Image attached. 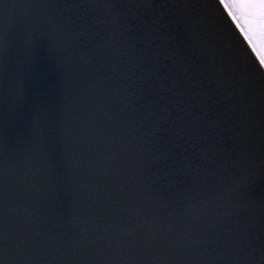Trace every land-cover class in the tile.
Masks as SVG:
<instances>
[{"label": "water", "instance_id": "1", "mask_svg": "<svg viewBox=\"0 0 264 264\" xmlns=\"http://www.w3.org/2000/svg\"><path fill=\"white\" fill-rule=\"evenodd\" d=\"M79 2L0 0V264H105L145 237L148 225L135 211L133 174L100 106L109 85L97 71L99 54L62 26L67 5ZM178 2L183 23L170 29L172 44L198 57L201 70L213 77L233 109L239 144L229 134L218 145L224 178L213 191L211 177L187 193L191 178L178 177L164 192L160 218L177 215L181 201L191 203L184 195L218 196L217 206L229 212V185L244 176L242 202L260 220L264 75L219 0ZM95 14L103 18L104 11ZM38 132L51 142V160L36 146ZM241 151L246 155L230 168ZM165 264L199 260L176 256Z\"/></svg>", "mask_w": 264, "mask_h": 264}, {"label": "snow or ice", "instance_id": "2", "mask_svg": "<svg viewBox=\"0 0 264 264\" xmlns=\"http://www.w3.org/2000/svg\"><path fill=\"white\" fill-rule=\"evenodd\" d=\"M219 5L264 75V0H219ZM96 9L104 11L103 18ZM180 10L178 0H81L67 5L62 17L72 37L99 54L97 71L109 85L100 106L133 174L136 214L148 225L138 246L105 264H165V258L176 256L198 258L199 264H264V206L257 220L242 202L244 176L229 185V212L217 206L218 196L184 195L191 203L181 201L177 215H159L164 192L178 177L191 178L186 193L209 177L211 191L221 184L218 145L229 134L239 144L233 109L213 77L201 70L198 57L185 56L172 44L170 29L183 23ZM259 118L264 142V99ZM249 127L253 131L254 125ZM36 146L52 159L43 132L37 133ZM245 155L239 152L230 168Z\"/></svg>", "mask_w": 264, "mask_h": 264}]
</instances>
